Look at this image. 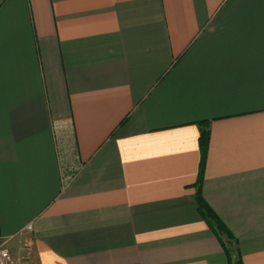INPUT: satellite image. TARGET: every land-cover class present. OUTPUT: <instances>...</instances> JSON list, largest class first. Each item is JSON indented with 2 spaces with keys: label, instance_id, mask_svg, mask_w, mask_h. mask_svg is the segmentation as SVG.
I'll use <instances>...</instances> for the list:
<instances>
[{
  "label": "crops",
  "instance_id": "crops-1",
  "mask_svg": "<svg viewBox=\"0 0 264 264\" xmlns=\"http://www.w3.org/2000/svg\"><path fill=\"white\" fill-rule=\"evenodd\" d=\"M199 199L264 264V0H0V242L229 264Z\"/></svg>",
  "mask_w": 264,
  "mask_h": 264
},
{
  "label": "trees",
  "instance_id": "trees-1",
  "mask_svg": "<svg viewBox=\"0 0 264 264\" xmlns=\"http://www.w3.org/2000/svg\"><path fill=\"white\" fill-rule=\"evenodd\" d=\"M200 144L202 151V163H201V175H200V179H201L203 176V169L205 165V159L209 144V131L207 129L204 130L201 135ZM199 210L203 218L207 221L210 228L221 239V241L223 242L224 238H227V240H229L228 244L223 243L224 250L227 253L229 264H243L239 252L234 249V245H235L234 240L231 234L229 233L228 229L225 227V225L222 223L219 217L212 211V209L209 208V206L205 203L203 199H199Z\"/></svg>",
  "mask_w": 264,
  "mask_h": 264
},
{
  "label": "rangeland",
  "instance_id": "rangeland-1",
  "mask_svg": "<svg viewBox=\"0 0 264 264\" xmlns=\"http://www.w3.org/2000/svg\"><path fill=\"white\" fill-rule=\"evenodd\" d=\"M6 247L8 246L0 242V247ZM10 252V259H9V264H34V261L30 259V257L26 256L24 253L21 251H16L15 249H12L11 247L8 248Z\"/></svg>",
  "mask_w": 264,
  "mask_h": 264
},
{
  "label": "built area",
  "instance_id": "built-area-1",
  "mask_svg": "<svg viewBox=\"0 0 264 264\" xmlns=\"http://www.w3.org/2000/svg\"><path fill=\"white\" fill-rule=\"evenodd\" d=\"M74 178V175L69 172V174L65 175L64 181L65 183H69ZM10 252L6 247H0V264H9Z\"/></svg>",
  "mask_w": 264,
  "mask_h": 264
}]
</instances>
